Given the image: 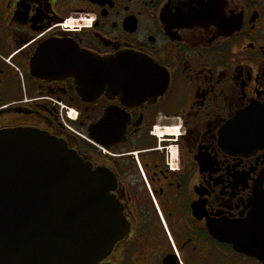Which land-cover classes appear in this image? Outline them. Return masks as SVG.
I'll return each mask as SVG.
<instances>
[{
  "label": "flooded vegetation",
  "instance_id": "1",
  "mask_svg": "<svg viewBox=\"0 0 264 264\" xmlns=\"http://www.w3.org/2000/svg\"><path fill=\"white\" fill-rule=\"evenodd\" d=\"M67 43L143 62L82 85ZM17 128L101 173L117 237L95 264H264V0H0V131Z\"/></svg>",
  "mask_w": 264,
  "mask_h": 264
},
{
  "label": "water",
  "instance_id": "2",
  "mask_svg": "<svg viewBox=\"0 0 264 264\" xmlns=\"http://www.w3.org/2000/svg\"><path fill=\"white\" fill-rule=\"evenodd\" d=\"M59 52L66 73L82 85L101 78L96 73L110 71L109 64L143 62L133 55L97 58L68 43ZM100 175L48 133L1 130L0 264H95L104 257L117 232L106 228V210L93 207L108 190Z\"/></svg>",
  "mask_w": 264,
  "mask_h": 264
},
{
  "label": "built area",
  "instance_id": "3",
  "mask_svg": "<svg viewBox=\"0 0 264 264\" xmlns=\"http://www.w3.org/2000/svg\"><path fill=\"white\" fill-rule=\"evenodd\" d=\"M75 25L76 24H66L65 27H66V29H69L68 27H74ZM68 117L71 118V119H74L75 118V114L72 111H70L68 113ZM64 125H65L66 129L76 133V131L70 126V124L66 120H64Z\"/></svg>",
  "mask_w": 264,
  "mask_h": 264
}]
</instances>
